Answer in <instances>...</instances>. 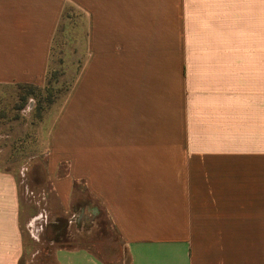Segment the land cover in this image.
Here are the masks:
<instances>
[{
  "label": "crops",
  "instance_id": "obj_1",
  "mask_svg": "<svg viewBox=\"0 0 264 264\" xmlns=\"http://www.w3.org/2000/svg\"><path fill=\"white\" fill-rule=\"evenodd\" d=\"M58 41L86 65L47 135L55 203L0 168V264H117L70 240L78 186L128 264H264V0H0V86H44Z\"/></svg>",
  "mask_w": 264,
  "mask_h": 264
},
{
  "label": "rangeland",
  "instance_id": "obj_2",
  "mask_svg": "<svg viewBox=\"0 0 264 264\" xmlns=\"http://www.w3.org/2000/svg\"><path fill=\"white\" fill-rule=\"evenodd\" d=\"M85 65V42L58 41L44 86H0V168L15 175L23 208L31 209L32 213L50 209L55 203L50 197L47 135L55 109L60 112ZM77 188L78 196L72 211L76 214V222L70 229V240L75 246L92 247L95 252L103 250L105 244L102 241L108 242L112 249L104 251L117 254V264H128L127 252L100 204L87 195L84 186ZM93 206L99 211V233H89L93 227L89 215ZM50 228L47 229V238L51 239L54 229ZM63 233L64 230L58 232L59 235ZM66 241L69 237L60 240L62 243ZM25 244L27 249L34 246L27 240ZM26 260L27 255L22 264Z\"/></svg>",
  "mask_w": 264,
  "mask_h": 264
},
{
  "label": "trees",
  "instance_id": "obj_3",
  "mask_svg": "<svg viewBox=\"0 0 264 264\" xmlns=\"http://www.w3.org/2000/svg\"><path fill=\"white\" fill-rule=\"evenodd\" d=\"M30 86H33V85H30ZM68 221L66 219H59L58 220V227L56 230H58V232L60 230H64V233L62 235H59L58 234V242H60L59 240L60 239H63L65 237V235L67 234L68 232Z\"/></svg>",
  "mask_w": 264,
  "mask_h": 264
}]
</instances>
